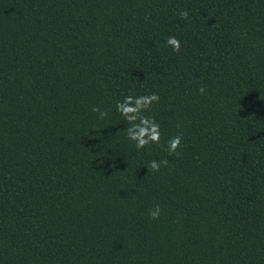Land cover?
Returning a JSON list of instances; mask_svg holds the SVG:
<instances>
[{
    "label": "trees",
    "instance_id": "obj_1",
    "mask_svg": "<svg viewBox=\"0 0 264 264\" xmlns=\"http://www.w3.org/2000/svg\"><path fill=\"white\" fill-rule=\"evenodd\" d=\"M0 264H264V0H0Z\"/></svg>",
    "mask_w": 264,
    "mask_h": 264
},
{
    "label": "clouds",
    "instance_id": "obj_2",
    "mask_svg": "<svg viewBox=\"0 0 264 264\" xmlns=\"http://www.w3.org/2000/svg\"><path fill=\"white\" fill-rule=\"evenodd\" d=\"M182 19H188L189 13L187 11H181L179 13ZM166 44L176 52L181 49V42L175 36H169L166 40ZM203 92V89H201ZM160 97L155 92L147 95H126L122 100H118L115 105L116 112L126 122V128L123 132H126L127 139L131 141L135 148L140 151L145 149L150 144H159L161 140V125L156 119L146 113L152 108L154 104H157ZM99 112L100 119H104L108 113L94 109ZM182 143V137L176 135L171 137L167 144L166 150L171 154L178 152ZM102 163V162H101ZM167 160H150L145 166L148 171L157 172L161 167L167 166ZM161 215V208L156 206L150 209L149 216L153 220L159 219Z\"/></svg>",
    "mask_w": 264,
    "mask_h": 264
}]
</instances>
